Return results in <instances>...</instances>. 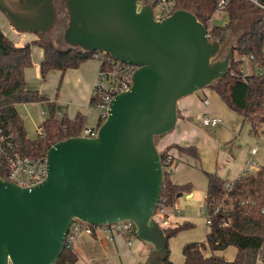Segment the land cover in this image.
<instances>
[{
    "label": "water",
    "instance_id": "water-1",
    "mask_svg": "<svg viewBox=\"0 0 264 264\" xmlns=\"http://www.w3.org/2000/svg\"><path fill=\"white\" fill-rule=\"evenodd\" d=\"M68 15L65 43L137 66L96 136L75 135L47 151L48 175L31 186L0 177V264H55L74 219L132 222L165 264L168 236L157 221L165 180L156 138L177 125L181 98L223 78L234 56L197 15L178 8L162 20L144 0H0L17 31L47 35ZM226 51V52H225ZM225 52V54H224Z\"/></svg>",
    "mask_w": 264,
    "mask_h": 264
},
{
    "label": "trees",
    "instance_id": "trees-1",
    "mask_svg": "<svg viewBox=\"0 0 264 264\" xmlns=\"http://www.w3.org/2000/svg\"><path fill=\"white\" fill-rule=\"evenodd\" d=\"M62 3L61 1H57ZM264 5V0H259ZM63 4V3H62ZM217 0H179L176 8H184L194 12L206 26L213 18ZM64 5V4H63ZM58 6V5H57ZM59 13L62 9L59 8ZM65 9V6L63 7ZM229 19L226 24L214 25L210 28V38L217 39L226 35L236 25L243 13L257 15L250 28L237 37V43L232 47L236 53H253L260 63H264V7L253 0H230L226 7ZM36 40L44 49V57L40 63L43 78L49 71L58 69L66 71L79 67L83 62L94 57L95 52L80 48L59 47L47 38V35L37 33ZM31 45H17L0 28V116L2 126L7 134L12 135L10 154H20L24 157L41 158L56 142L65 138L81 135L86 126V116L78 112L70 118L54 100L36 89H29L25 78V69L32 66ZM239 64L231 61L225 76L210 87L234 110L240 112L245 120L251 123L254 131H259L264 124V79L256 74L243 78L238 72ZM24 102H44L47 106V116L42 121L41 134L31 139L27 135L23 116L19 114L16 104ZM90 102L94 105L96 97ZM103 122L99 121V126ZM181 150L194 157H199L194 145L181 146ZM161 151L165 170V180L162 198L171 207L181 192H191L190 183L178 184L171 179L167 169L166 152ZM10 167L7 157H0V177H9ZM208 180L207 206L211 215L209 232L204 242L192 241L184 244L182 253L183 264H264V164L254 172L243 173L232 180L216 172L206 171ZM222 199L219 204L217 200ZM218 210L215 211V208ZM193 224L184 221L175 227L165 226L169 238L179 231L192 227ZM237 247V253L232 260L217 254L229 246ZM207 250L211 253L207 254ZM170 252L165 264H176L170 259ZM76 254L64 245L63 251L55 264H74ZM146 264H149L148 262Z\"/></svg>",
    "mask_w": 264,
    "mask_h": 264
},
{
    "label": "crops",
    "instance_id": "crops-1",
    "mask_svg": "<svg viewBox=\"0 0 264 264\" xmlns=\"http://www.w3.org/2000/svg\"><path fill=\"white\" fill-rule=\"evenodd\" d=\"M1 22V30L13 40L15 44L24 45L29 43L31 45L33 64L25 69V78L28 83V88L36 89L42 93L43 80L46 81L48 79L53 85V89L59 82L61 88L59 94L51 92L42 94L48 95L50 100H56L61 110L66 112L70 118H74L78 112H82L86 116V126L98 124L99 117L96 119L97 121H92L93 119L90 112V105H92L90 100L99 70L98 60L95 58L88 59L79 67L69 68L66 71L54 69L49 71L46 77L43 78L40 72V63L44 57V49L36 43V40L39 39V35L34 32L17 31L8 18L7 20L2 19ZM1 24H3L4 27H2ZM40 80L42 81L40 82ZM201 93L203 95L202 97H200L199 93H193L181 98L178 102L179 118L176 127L174 130L157 137L159 139L157 143L158 148L160 150H167L174 157L175 166L171 174L172 181L178 184L190 183L192 186L191 192L179 193L175 204L169 207L165 216L169 227H175L181 224L182 221L184 222L190 218V216L182 214L181 205L186 206L189 204L190 199L195 197L197 193L194 184L196 169L195 165L192 163V157L194 160H197L200 156L194 157L185 153L181 150V146L194 145L197 147V150L200 149L201 146L203 147L205 145V139L201 137L203 132L198 127L197 122L202 121L203 115L220 118V116L214 115L217 112L214 106L220 102L215 96L214 104L212 105L209 99V95H214V93L208 91L206 88L202 89ZM70 98L71 100H69ZM205 99H208L207 104L204 102ZM67 101H69V104L64 106L63 104L68 103ZM36 104H39V106L37 107ZM44 104V102H24L16 104L19 114L23 116L27 135L31 139H35L41 134V124L46 118L43 114H48L47 106H42ZM36 107L40 109H36ZM245 169L246 166L243 167L244 171ZM244 171H242V173ZM211 172H216L218 174L215 170H211ZM206 198L207 193L200 203L201 205L206 202ZM177 209H179L180 213H178ZM128 238L129 235L126 234H115L110 237L103 232L93 234L82 232L72 248L77 256V260L74 264L85 260L87 264H146L152 249L151 245L143 241L134 242V236L130 243ZM178 264L180 263L178 262Z\"/></svg>",
    "mask_w": 264,
    "mask_h": 264
},
{
    "label": "rangeland",
    "instance_id": "rangeland-1",
    "mask_svg": "<svg viewBox=\"0 0 264 264\" xmlns=\"http://www.w3.org/2000/svg\"><path fill=\"white\" fill-rule=\"evenodd\" d=\"M57 5L62 11L59 13V18L55 27L47 34V38L52 40L56 46L68 47L63 37L64 29L68 24L67 11L66 9H63L64 5L62 3L57 2ZM255 18H257V15L254 14L243 13L241 15L237 25L226 35L222 36L224 37V43H229L226 50L231 49L237 43V37L243 31L250 28V25ZM2 19L7 20V17L5 13L0 10V23H2ZM228 19V13L224 10L221 13H215L212 21L214 25H222L224 22L228 21ZM1 25L4 27L3 24ZM41 81L42 80H40V82ZM42 89V93L47 94L48 92H51L59 94L61 88L60 83L58 82L53 89V85L47 79L46 81L43 80ZM206 89L214 93V95H209L212 105L214 104L215 96L220 102L218 104L216 103L217 105L215 104L216 106H214V109L217 110L214 115L220 116L222 122L217 125H205L202 121L197 122L198 127L203 132L201 137H204L205 139V145L198 149L200 158L194 160L192 157V163L195 165L196 169L194 184L197 193L195 197L190 199L189 204L186 206L181 205L182 214L190 216L186 221L192 223L193 226L179 231L168 240V250L170 252L169 257L176 264H178V262L180 264L184 263V256L182 253L184 244L192 241L204 242L209 231L207 215L202 211L200 204L207 193L208 187V180L205 172L215 170L220 176L222 175L223 178L233 180L238 175L240 176L245 172L243 167L246 166L248 160L254 159L257 166L264 164V124L261 125L259 131H254L251 123L248 120H245L240 112L232 109L213 88L206 87ZM201 91L202 90H199L195 93H199L200 97H202L203 95ZM69 100H71V98ZM67 102L68 103H64L63 105L65 106L69 104V101ZM36 106L38 107L39 104H36ZM42 106H46V104ZM37 107L36 109H40ZM90 112L93 119L92 121L98 119L99 111L95 105H90ZM207 114L211 115L210 113ZM43 115L45 117L47 116L46 114ZM158 141L159 139L156 138L157 143ZM254 145L259 147V152L256 155H251L250 148ZM242 171L244 172L242 173ZM157 219L160 221L159 216H157ZM134 242H142V240L134 235ZM206 252L207 254L211 253L210 250H207ZM216 253L225 256L228 260H232L237 253V247L231 245L225 250ZM77 264H87V262L85 260L80 261Z\"/></svg>",
    "mask_w": 264,
    "mask_h": 264
},
{
    "label": "built area",
    "instance_id": "built-area-1",
    "mask_svg": "<svg viewBox=\"0 0 264 264\" xmlns=\"http://www.w3.org/2000/svg\"><path fill=\"white\" fill-rule=\"evenodd\" d=\"M178 1L179 0H144L145 3L152 4L154 17L156 20H162L163 18L170 15L174 10L178 9L176 8ZM253 1L264 7V5L259 2V0ZM229 2L230 0H217L215 13H221L222 11L226 10V7ZM226 23L227 21L224 22V24ZM213 24L214 23L212 19H210L208 21V25L206 26L209 37L210 28L213 26ZM93 58L98 60L99 70L97 74V79L93 86L92 96L96 97V102L94 105L99 111V121L103 122L109 114L108 108L111 99L116 94L130 89L133 83L132 74L134 70H136L137 66L128 62H124L102 51H95ZM232 60L239 64L238 72L236 70H233L232 74H240L243 78H246L251 74H256L264 79V63H260L253 53H236L234 54ZM204 102L207 104L208 99H205ZM202 121L205 125H217L221 122V119L219 117H210L203 115ZM98 129L99 123L93 126H85L81 135L92 137L96 136L98 134ZM11 137L12 135L7 134L5 132L2 126V119L0 116V157H7L8 165L10 167L9 177L7 179L15 181L22 186L35 185L45 180L48 175L47 156L45 155L41 158H32L21 156L18 153H8V149L12 146V143L10 141ZM258 151V146H251V155H256ZM166 152L167 169L172 172L175 166L174 157L170 152ZM246 167L247 168L244 173H255L259 169V166L256 165V161L254 159L248 160L246 163ZM231 183L232 180H229L226 183V187L229 188L231 186ZM220 202H222V199L217 200L218 204ZM201 207L202 211L207 215V223L209 224L211 215L208 211L207 198L206 202H204ZM168 209L169 207L166 204V199L162 198L158 212L160 221H158V219L157 221L160 223L161 226L164 227L168 226V222L165 217L168 212ZM217 210L218 207L215 208V211ZM177 211L178 213H180L179 209H177ZM83 231L91 234L103 232L109 235L110 237L114 236L115 234H126L129 235L128 240L130 243L132 237L134 236L132 233V222L129 220L104 225H95L90 224L88 222H84L79 219H74L65 239L64 245L67 248L72 249L80 233H82Z\"/></svg>",
    "mask_w": 264,
    "mask_h": 264
},
{
    "label": "flooded vegetation",
    "instance_id": "flooded-vegetation-1",
    "mask_svg": "<svg viewBox=\"0 0 264 264\" xmlns=\"http://www.w3.org/2000/svg\"><path fill=\"white\" fill-rule=\"evenodd\" d=\"M51 31H52V30H51ZM51 31H50V32H51ZM50 32H49V33H50ZM228 44H229V43H228ZM228 44H225V49L228 47Z\"/></svg>",
    "mask_w": 264,
    "mask_h": 264
}]
</instances>
